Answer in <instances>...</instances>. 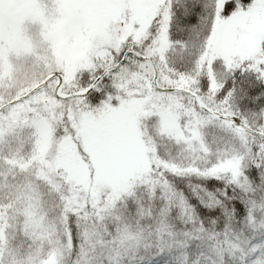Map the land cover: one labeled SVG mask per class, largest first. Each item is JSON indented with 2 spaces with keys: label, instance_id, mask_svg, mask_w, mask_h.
Segmentation results:
<instances>
[{
  "label": "snow or ice",
  "instance_id": "obj_1",
  "mask_svg": "<svg viewBox=\"0 0 264 264\" xmlns=\"http://www.w3.org/2000/svg\"><path fill=\"white\" fill-rule=\"evenodd\" d=\"M0 264H264V0H0Z\"/></svg>",
  "mask_w": 264,
  "mask_h": 264
}]
</instances>
